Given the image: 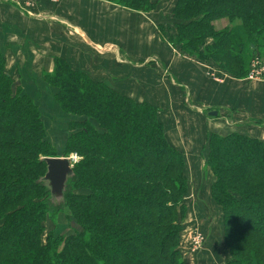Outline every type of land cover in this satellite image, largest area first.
<instances>
[{"label":"trees","instance_id":"16d2710c","mask_svg":"<svg viewBox=\"0 0 264 264\" xmlns=\"http://www.w3.org/2000/svg\"><path fill=\"white\" fill-rule=\"evenodd\" d=\"M109 1L144 13L158 7V0ZM221 16L227 24L218 29ZM171 17L174 34L162 26V37L224 74L245 79L254 59L264 64V0H175ZM44 76L70 117L64 148L0 47V264H187V158L167 137L160 108L62 57ZM74 154L76 180L63 212L38 183L42 158ZM205 154L211 198L223 212L226 264H264V141L213 132ZM257 213L255 228L245 221Z\"/></svg>","mask_w":264,"mask_h":264},{"label":"crops","instance_id":"0c3cea01","mask_svg":"<svg viewBox=\"0 0 264 264\" xmlns=\"http://www.w3.org/2000/svg\"><path fill=\"white\" fill-rule=\"evenodd\" d=\"M174 4L175 0L169 7L160 3L156 10L144 13L109 0H40L35 7L23 9L0 0V47L16 84L41 102L50 137L62 148L70 117L56 105L44 76L53 71L56 57L160 108L167 137L187 158L188 221L192 227L203 228L207 237L196 255L184 246L183 258L187 264H226L229 255L222 244L223 212L211 198L215 178L204 171V149L208 134L213 132H237L264 141V79H236L180 54L160 31L169 17L171 24ZM27 10L41 17L29 16ZM154 58L170 70L158 69ZM170 71L178 82L169 79ZM188 91L195 105L210 109V116L216 111L211 107L228 111L231 123L207 120L204 111H196L184 101Z\"/></svg>","mask_w":264,"mask_h":264},{"label":"rangeland","instance_id":"374dc122","mask_svg":"<svg viewBox=\"0 0 264 264\" xmlns=\"http://www.w3.org/2000/svg\"><path fill=\"white\" fill-rule=\"evenodd\" d=\"M160 3H164L167 7H169L171 4H172V0H158V6H159V4ZM175 5V4H174ZM174 7V6H173ZM219 19L218 20H216L217 22L215 23V25H216V27H218V29H220L221 27H223L224 25H226L227 24V22H224V20L222 21V19H223V16H221V17H218ZM221 18V19H220ZM164 22V21H163ZM170 23V17H169V22L167 23V24H162L161 26H163V32H173V34H174V27L172 26L173 25V18L171 17V24H169ZM171 26H172V29L170 30V28H171ZM174 47V46H173ZM178 47V48H177ZM176 47V49H178L177 51H179V53L180 54H184V55H188V56H192V54H190L187 50H182V48H181V46L179 45V46H177ZM180 47V48H179ZM175 48V47H174ZM185 49V48H184ZM192 57H195V56H192ZM196 58V57H195ZM255 61L253 62V64H251L252 65V67L250 66V72H251V69L252 70H254L253 72H254V78H250L249 76H248V80H251V81H254V80H257V79H264V64L263 63H261L260 62V60H259V58L257 57L256 59H254ZM200 61H203L205 64H208V65H212V66H216L217 65V63L216 62H214V61H212V60H200ZM153 62H155L156 63V65H157V68L158 69H162L164 72L165 71H169L168 70V68H166L165 66H163L161 63H160V61H158V60H156L155 58L153 59ZM217 68V67H216ZM218 69V68H217ZM263 69V70H262ZM53 70H54V68H53ZM162 70H160L161 71V73H164ZM53 72V71H52ZM223 73V72H222ZM168 76H169V79L172 81V79H174L173 78V75H172V72L170 71L168 74H167ZM92 76V75H91ZM93 77V76H92ZM95 78V77H94ZM96 79V78H95ZM98 80V79H97ZM102 81V80H101ZM174 82H178V81H175V79H174ZM184 89V91H187V88L186 87H184L183 88ZM184 101L186 102V104H188V105H190V106H192L194 109H196V111H199V109H201L202 111H204L205 113H206V117H207V120H213V119H217V120H220V121H215V122H219V123H226L227 124V122L228 123H231L230 121H228V114L230 115V113L227 111H224V110H222V108H220V107H211L212 109H215L216 110V112L218 113L216 116H210L209 114H208V110H210V109H202L203 107H201L200 105L198 106V105H195V103H193V100H191V97H190V95H189V91H188V93L186 92L185 93V95H184ZM189 107V106H188ZM190 108V107H189ZM46 119H47V121H48V118L46 117ZM222 121V122H221ZM209 135V134H208ZM263 141V140H262ZM207 143H208V138H207ZM206 146H207V144H206ZM205 146V147H206ZM205 150V149H204ZM74 155H76L77 157H78V159H79V156L77 155V154H74ZM204 171H206L205 170V163H204ZM185 199H186V196H185ZM185 202H186V200H185ZM186 204H187V202H186ZM187 206H188V210H189V212H188V216H190L191 215V210H190V205H189V203L187 204ZM243 213H245V211L243 210ZM259 220H261V216H259L258 215V213L257 214H255V215H249V217H247L246 218V223L247 224H251V225H253L255 228H257L258 227V222H259ZM194 223H195V221H194ZM192 225H193V223H189V221H188V217H186V220H185V231H184V233H183V238H182V242H181V244H182V248H183V250H184V246H185V248H187V249H191L194 253H195V255H196V253H198L199 252V250L202 248V247H204V245H205V243H206V241H207V237H206V235H205V230L203 229V228H200V227H198V226H196V227H192ZM196 232H198V233H201L204 237H205V240H204V242H203V244H202V246L201 247H199L198 249H194L195 247H196V244H195V242H194V239L192 238V236L196 233ZM184 237L186 238L185 240H184ZM187 241V242H186ZM183 243H184V245H183ZM181 251H182V249H181ZM186 259V258H185ZM187 260H185V262H186ZM186 263H188V262H186Z\"/></svg>","mask_w":264,"mask_h":264},{"label":"water","instance_id":"95a60500","mask_svg":"<svg viewBox=\"0 0 264 264\" xmlns=\"http://www.w3.org/2000/svg\"><path fill=\"white\" fill-rule=\"evenodd\" d=\"M213 116L218 113L212 112ZM46 173L39 178L38 183L44 185L50 193L49 206L53 209L68 211L67 196L71 191L72 182L76 180L74 171V158L71 157H46Z\"/></svg>","mask_w":264,"mask_h":264},{"label":"built area","instance_id":"2783aa9c","mask_svg":"<svg viewBox=\"0 0 264 264\" xmlns=\"http://www.w3.org/2000/svg\"><path fill=\"white\" fill-rule=\"evenodd\" d=\"M1 1H6V2H8V4L11 3V4H13V5H15V6L23 9V8H25L23 6H26L28 8L29 7H32V8L35 7L36 6V3L38 1H40V0H1ZM49 1L55 3V2H58L60 0H49ZM26 14L29 15V16H36V14L32 10H27L26 11ZM36 17H41V16H38L37 15ZM253 71L254 70L251 69V72L249 74V77L250 78H254V72ZM72 157L74 158V161L75 162L78 160V157L76 155H73ZM192 238L194 239V242L196 244V247L194 249H198L199 247H201L202 244H203V242H204V240H205V237L201 233H198V232H196L192 236Z\"/></svg>","mask_w":264,"mask_h":264}]
</instances>
